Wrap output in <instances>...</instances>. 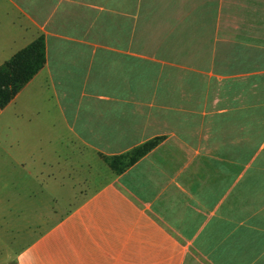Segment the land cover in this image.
I'll use <instances>...</instances> for the list:
<instances>
[{"label":"crops","instance_id":"1","mask_svg":"<svg viewBox=\"0 0 264 264\" xmlns=\"http://www.w3.org/2000/svg\"><path fill=\"white\" fill-rule=\"evenodd\" d=\"M41 36L0 169L64 187L94 159L97 190L55 222L52 192L0 212V264H264V0H0V67Z\"/></svg>","mask_w":264,"mask_h":264},{"label":"rangeland","instance_id":"2","mask_svg":"<svg viewBox=\"0 0 264 264\" xmlns=\"http://www.w3.org/2000/svg\"><path fill=\"white\" fill-rule=\"evenodd\" d=\"M55 147L58 151L48 156H52L54 160H57L59 163H61L62 167L65 165V160L67 159V149L65 146L62 147L61 145H57ZM38 157L41 158L42 154L39 153ZM89 160H91V162H89L86 167H80L79 169L75 170V176L72 177L74 179L63 178L60 175V171L59 173L55 171L56 175L59 174V182H63L65 185L64 187L62 185L60 186L59 183L46 187V182L43 180H35L36 174L39 176L40 173L38 170L30 166L15 167L12 165V168L9 167L0 169V212H18V209H28L30 207L31 201L25 197L27 193L33 194L35 192V194L44 196L45 193L52 192L55 196L62 198V200L58 199L54 200L52 203H49L54 207L53 221L55 222L60 218V216L72 211L78 205H80L83 198L97 190V160ZM103 171L106 172L107 169L103 168ZM102 182H106L104 176L102 178ZM67 185L69 187H67ZM66 188H70L71 192L68 193ZM63 189L64 191H62ZM37 205L40 209L41 202H37ZM40 214L41 213L38 214V222L44 220V218L40 217ZM9 220V218H6L3 220V222H9ZM1 221L2 219H0V222ZM51 221L52 219H49L48 223H51ZM2 224L3 223H0V226ZM12 252L15 253L17 251L15 250Z\"/></svg>","mask_w":264,"mask_h":264},{"label":"trees","instance_id":"3","mask_svg":"<svg viewBox=\"0 0 264 264\" xmlns=\"http://www.w3.org/2000/svg\"><path fill=\"white\" fill-rule=\"evenodd\" d=\"M45 63V40L41 36L0 67V111L16 98ZM160 140L147 142L120 156L107 157L105 162L114 173L120 175L153 150Z\"/></svg>","mask_w":264,"mask_h":264}]
</instances>
